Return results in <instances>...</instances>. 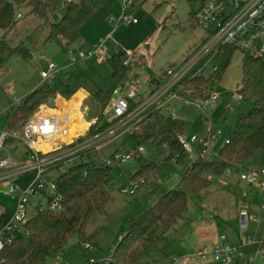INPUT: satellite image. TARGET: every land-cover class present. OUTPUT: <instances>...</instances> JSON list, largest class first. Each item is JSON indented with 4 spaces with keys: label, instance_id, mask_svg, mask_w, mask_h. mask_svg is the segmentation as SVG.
Returning <instances> with one entry per match:
<instances>
[{
    "label": "rangeland",
    "instance_id": "rangeland-1",
    "mask_svg": "<svg viewBox=\"0 0 264 264\" xmlns=\"http://www.w3.org/2000/svg\"><path fill=\"white\" fill-rule=\"evenodd\" d=\"M203 0H119L111 8H99L82 25L81 36L69 45H63L55 40H47L51 28L50 22L31 13L27 2L17 6V23L9 30L0 29V39L5 37L11 46H24L30 56H11L6 64V70L0 71V129L8 124L6 118L9 112L23 104L24 100L43 83H50L60 96L49 101L47 106L56 105L67 112L69 133L66 137L71 140L85 131L88 123L85 117L105 113L109 106H102L94 101L92 96L99 90L109 92L113 98L116 83L108 59L120 47L140 53L141 63L129 67L127 78L134 71L140 86L139 99H145L150 90L151 76L160 77L168 68L178 67L198 47L206 37V30L195 21V13L201 7ZM62 8L50 15L52 22H59ZM123 14L131 20L120 22ZM136 19V23L132 19ZM110 35V37H109ZM106 40L102 51L103 61L96 57L78 59L77 50L88 51ZM73 50V57L67 56ZM245 53L232 50L231 54L217 53L212 65L220 67L221 78L215 82L212 91L217 100H208L209 94L202 98L203 108L193 103L174 101L168 107L160 109V113L183 119L188 130L186 135L195 134L204 137L210 128L220 130L222 136L229 137L237 118L246 114L253 102L237 93L243 76V60ZM49 63L60 70L51 81H44L41 71L47 70ZM204 70L208 76L212 67ZM85 92L88 95L83 101ZM76 93V94H75ZM78 100V102H76ZM54 102V103H53ZM84 102V103H83ZM193 102V101H192ZM44 105V104H43ZM88 105L87 107H85ZM75 108L70 110V108ZM90 108V111H83ZM79 108L83 113H78ZM150 113V112H149ZM147 115V114H146ZM84 116V117H83ZM83 117V118H82ZM107 114H103L99 123H106ZM222 139L211 141L212 148L219 153ZM47 151L50 145L37 143ZM144 151L141 158L153 161L158 168L138 177L135 186L129 179L128 173H135L141 166L139 155H132L121 165L114 168V180L110 188V199L95 211L89 218L85 235L91 248L84 247L85 241L74 237L60 255L64 264H89L92 261H106L119 243V238L125 235L130 224L152 207L163 194L172 189H181L183 165H178L176 157H169L165 146L153 142L135 143L130 135L122 136L105 146L100 157H109L114 150L121 146L124 153H134L137 146ZM6 147L12 155L15 150L23 147L21 140H8ZM192 153L198 154L197 146ZM5 152L0 153V157ZM188 157L184 163H190ZM259 162V160L257 161ZM264 167V156L258 164ZM230 169V171H229ZM219 176H215L212 184L196 195L188 196L187 210L164 239L157 241L148 254L141 258L142 264H220L212 258V254L203 259L197 255L199 249H206L207 243L220 245L227 243L232 246L243 242L257 243L264 236V190L258 184H250L240 179V171L229 168ZM33 174L18 179L31 180ZM122 186L133 189L135 194L122 193ZM7 186L0 184V206L9 213L16 209V199L7 191ZM245 209L250 216L248 227L241 233L239 220L236 216ZM256 217V221H254ZM19 227V226H17ZM225 236L223 239L222 237ZM49 262V264H51ZM252 264H263L256 258Z\"/></svg>",
    "mask_w": 264,
    "mask_h": 264
},
{
    "label": "trees",
    "instance_id": "trees-1",
    "mask_svg": "<svg viewBox=\"0 0 264 264\" xmlns=\"http://www.w3.org/2000/svg\"><path fill=\"white\" fill-rule=\"evenodd\" d=\"M119 0H0V29L9 30L17 23V6L27 2L31 13L50 22L51 28L47 40H55L62 46L69 45L81 36L84 22L99 8H111ZM206 0L202 1V4ZM201 4V5H202ZM58 7L62 8L59 22H52L50 15ZM196 15V13L194 14ZM196 17V16H195ZM196 21V19H195ZM235 48L226 47L225 53L231 54ZM23 58L30 56L24 44L11 46L5 37L0 39V71L6 70L8 59L13 55ZM125 49L118 47L107 60L112 68L116 85L127 79L129 66L124 65ZM243 76L237 87V93L253 102V107L241 114L234 123L229 134L228 143H224L218 156L206 159L200 155L190 163H184L189 156L181 144V137L188 130L187 123L178 117L164 115L160 110L148 113L138 123L131 135L135 143H157L165 146L169 157H176L177 164L183 165L181 189H172L160 196L152 207L135 219L125 235L119 238L110 264H134L141 260L157 246L159 239H164L167 232L179 221L187 210L188 196L204 191L212 184L215 176H219L232 167L235 170L254 168L264 156V60L246 56L243 60ZM220 67L208 76L189 80L186 89L192 98L204 97L213 93L212 88L221 78ZM160 83L151 76L149 84ZM187 91H183L184 94ZM57 91L50 83L37 87L18 108L6 116V129L21 128L29 117L43 104L54 100ZM93 102L102 106H110L112 98L109 92L97 91L92 95ZM105 113L97 115V121L91 125V132L96 133L107 126L99 123ZM139 145L135 148H137ZM202 146H197L200 152ZM94 155V154H93ZM91 155L90 157H93ZM142 161L135 173H128L129 179L156 170L158 165L153 161ZM259 160V162H257ZM115 166L98 165L94 159L84 160L62 172L56 179L63 195V209L58 213H37L26 222L28 234L17 237L0 252V264H49L53 258L64 251L67 244L78 237L85 243L89 238L85 235L86 224L90 216L110 199V188L114 180ZM257 168V167H256ZM87 173L84 175L83 172ZM8 216V215H7ZM0 219V223L7 219ZM264 248V236L260 243H251L241 249L245 253ZM89 264H109L106 261H92Z\"/></svg>",
    "mask_w": 264,
    "mask_h": 264
},
{
    "label": "built area",
    "instance_id": "built-area-1",
    "mask_svg": "<svg viewBox=\"0 0 264 264\" xmlns=\"http://www.w3.org/2000/svg\"><path fill=\"white\" fill-rule=\"evenodd\" d=\"M195 16L196 23L206 30L204 40L182 64L163 71V74L157 78L160 83L150 84L145 99H139L140 86L132 70L131 75L113 90L111 104L105 111L107 126L104 129L92 133L91 125L97 121V115L89 120L82 117L88 123V127L83 133L73 136L68 141L66 138L69 133V127L66 126L68 114L56 101V105L53 106L52 104L40 106L21 128L0 129V153L5 152L4 156L0 157V184L7 186L8 193L16 199L14 213H9L0 206V219L8 215L7 219L0 223V252L17 237L28 234L26 222L35 214L58 213L63 209L64 195L56 181L62 172L81 164L84 160L94 159L101 166H116L124 163L132 155L138 154L140 157L144 151L142 146H139L134 153H124L119 146L109 157L103 158L100 157V152L114 140L125 135L131 136L139 121L149 112L168 107L174 101L193 103L203 108V97L192 98L189 95L191 92L186 89L187 82L204 76V70L211 66L217 53L224 52L226 47H232L244 52L248 57L264 60V0H206ZM21 17V14H16V18ZM128 20L131 18L123 14L120 22ZM132 22L137 21L134 18ZM105 47L106 40L86 52L77 50V58L96 57L101 62L104 60L102 51ZM125 52L124 65L134 68L135 63H141L140 53L128 49H125ZM73 54L74 51L69 50L67 56L71 59ZM211 67L212 72L219 69L215 64ZM59 71L54 63H49L48 69L41 71L40 75L44 81H51ZM183 91H187V94ZM208 100L216 101V94H209ZM85 107H83L84 112L90 111V108L85 110ZM74 109L70 108V110ZM218 139L223 140L222 145L229 142L228 138L222 136L220 130L210 128L204 137L195 134L183 135L181 144L189 152L188 158L193 162L199 155L206 159L218 156L211 146V141ZM8 140H21L23 147L17 148L15 155H12L6 147ZM37 143L48 144L50 148L43 151L36 146ZM198 145L202 146V150L194 155L193 146ZM91 155L93 157H90ZM239 171L240 179L250 184L256 183L264 190V167ZM30 173L33 174L31 180H23L20 184L17 182ZM86 173L83 172L84 175ZM130 181L136 182L135 186L142 182ZM121 192L135 193L133 189L126 187H122ZM253 220L256 221V217ZM249 221V213L242 209L239 213L241 233L248 227ZM222 238L224 239L225 236ZM251 243L253 242H243L237 246L227 243L220 245L207 243V248L199 249L197 255L205 260L212 254V258L220 264H252L256 258H260L264 264V248H258L251 253L242 251L243 246ZM257 243H260V240ZM84 247L89 249L92 246L86 242ZM111 262V258L106 260V263ZM51 264L64 263L62 257L57 254Z\"/></svg>",
    "mask_w": 264,
    "mask_h": 264
},
{
    "label": "crops",
    "instance_id": "crops-1",
    "mask_svg": "<svg viewBox=\"0 0 264 264\" xmlns=\"http://www.w3.org/2000/svg\"><path fill=\"white\" fill-rule=\"evenodd\" d=\"M76 93H83V94H85L86 97L89 95V94H87V93H85V92H79V91L76 92ZM76 93H75V94H76ZM58 96H60L61 98H63L60 94H58L57 97H58ZM86 97H84V98H86ZM63 99L69 101V100H72L73 97H71V98H69V99H65V98H63ZM67 101H66V102H67ZM76 102H78V100H77ZM63 110H64V108H63ZM78 113L80 114V116L83 115V113L81 112V109H80V108H79V110H78ZM83 117H84V116H83ZM84 118H85V117H84ZM83 121L86 122L84 119H83ZM86 123H87V122H86ZM40 149H41V148H40ZM48 150H49V149H48ZM258 164H259V163L254 164V165H255L254 167L259 168V167H258V166H259ZM261 167H263V166H261ZM122 187H124V186H122ZM134 194H135V193H134ZM241 210H242V209H241ZM239 212H240V211H239ZM236 216H237V218H238V220H239V214H238V215L236 214Z\"/></svg>",
    "mask_w": 264,
    "mask_h": 264
},
{
    "label": "bare ground",
    "instance_id": "bare-ground-1",
    "mask_svg": "<svg viewBox=\"0 0 264 264\" xmlns=\"http://www.w3.org/2000/svg\"><path fill=\"white\" fill-rule=\"evenodd\" d=\"M36 146L40 149V147L38 146V144H36Z\"/></svg>",
    "mask_w": 264,
    "mask_h": 264
}]
</instances>
